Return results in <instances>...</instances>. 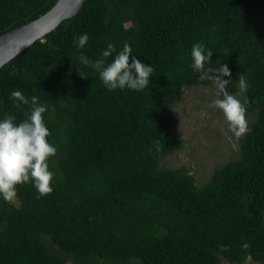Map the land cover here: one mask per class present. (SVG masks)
<instances>
[{"label":"trees","instance_id":"obj_1","mask_svg":"<svg viewBox=\"0 0 264 264\" xmlns=\"http://www.w3.org/2000/svg\"><path fill=\"white\" fill-rule=\"evenodd\" d=\"M56 1L0 0V34ZM108 41L152 64L149 86H104L91 63ZM197 41L213 49L212 66L230 68V93L245 77L239 98L253 117L239 156L203 184L162 163L184 145L171 133L184 89L214 85L191 68ZM17 88L49 105L58 150L52 192L29 182L14 201L0 198V264L264 263V0H86L0 68V117L25 118L28 106L10 98Z\"/></svg>","mask_w":264,"mask_h":264},{"label":"clouds","instance_id":"obj_2","mask_svg":"<svg viewBox=\"0 0 264 264\" xmlns=\"http://www.w3.org/2000/svg\"><path fill=\"white\" fill-rule=\"evenodd\" d=\"M89 40L88 33L73 38V43L83 48ZM213 49L202 41L192 44L191 68L199 73L200 80L211 81L217 89L211 105L219 109L228 124L229 130L237 137L248 130L245 102L232 95L226 88L231 78L227 64L212 66ZM114 54V55H113ZM112 56L111 62L104 58ZM104 86L108 90L129 89L139 91L150 85L154 69L152 64L133 55L132 47L125 42L119 50L108 41L101 51L100 58L91 63ZM83 74V73H82ZM241 91L246 90L245 77H238ZM13 105L20 108L27 105L25 118L17 121L14 114L5 113L0 117V198L14 201L16 185L31 183L40 195L53 191L54 173L49 167V158L57 153V146L49 140L50 129L45 123L44 114L49 105L40 102L36 95L26 96L19 88L10 93ZM159 149V143L156 145Z\"/></svg>","mask_w":264,"mask_h":264},{"label":"rangeland","instance_id":"obj_3","mask_svg":"<svg viewBox=\"0 0 264 264\" xmlns=\"http://www.w3.org/2000/svg\"><path fill=\"white\" fill-rule=\"evenodd\" d=\"M230 83L226 86L229 92ZM216 92L215 85L186 87L181 99L172 107L177 125L171 133L179 134L184 145L169 153L162 163L166 167L186 165L196 176L198 184L205 183L216 166L238 157L240 153L242 134L235 136L229 130L223 113L211 105ZM231 94L239 98L242 92ZM245 116L248 127L253 117L247 111ZM222 264L234 263L224 259ZM243 264L264 263L250 258Z\"/></svg>","mask_w":264,"mask_h":264},{"label":"water","instance_id":"obj_4","mask_svg":"<svg viewBox=\"0 0 264 264\" xmlns=\"http://www.w3.org/2000/svg\"><path fill=\"white\" fill-rule=\"evenodd\" d=\"M86 0H57L38 18L0 34V68L38 38L54 30L61 22L76 15Z\"/></svg>","mask_w":264,"mask_h":264}]
</instances>
